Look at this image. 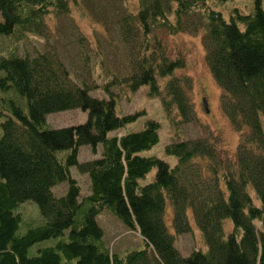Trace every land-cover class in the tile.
<instances>
[{"label":"trees","instance_id":"16d2710c","mask_svg":"<svg viewBox=\"0 0 264 264\" xmlns=\"http://www.w3.org/2000/svg\"><path fill=\"white\" fill-rule=\"evenodd\" d=\"M207 1L138 0L135 13L112 0L115 13L106 3L82 0L83 12L101 17L106 32L116 33L129 48L124 72L102 65L103 59V84L91 78L90 69L87 78L71 70L57 51L0 56V93L9 96L0 97L6 107L0 111V264H264V232L256 225H264V2L255 0L252 14L235 8L227 20L220 11L206 10ZM72 4L78 3L0 0V38L46 37L51 18L70 15ZM182 33L203 34L223 111L240 136L235 160L224 155L222 138L200 123L186 57H173L166 45L164 36ZM86 39L79 37L77 46ZM89 51L95 53L92 46ZM85 56L82 69L91 61ZM143 86L149 97L160 98L175 130L188 124L202 130L198 139L166 146L178 161L174 168L141 155L160 142L156 120L147 121L143 131L119 134L142 114L121 115L116 88L137 93ZM97 90L105 97H94ZM13 91L26 99L27 110ZM76 109L88 112L86 123L48 127L47 116ZM81 146H91L94 154L101 146L100 157L78 161ZM74 166L90 179L91 194L83 199L71 176ZM153 170L155 180L142 186ZM64 183L69 189L57 198L54 187ZM28 201L38 205L46 223L20 235L23 219L17 210ZM105 210L140 234L141 249L126 255L109 250L97 219ZM191 217L205 248L185 257L176 243L193 232ZM227 221L233 224L228 234ZM60 237L57 245L29 255L39 243Z\"/></svg>","mask_w":264,"mask_h":264},{"label":"rangeland","instance_id":"374dc122","mask_svg":"<svg viewBox=\"0 0 264 264\" xmlns=\"http://www.w3.org/2000/svg\"><path fill=\"white\" fill-rule=\"evenodd\" d=\"M76 4H72L71 14L64 16L60 19L55 17L51 18L48 23L52 29L47 33L46 37H39L35 35H27L24 38L8 37L0 38V56L13 52L18 56H37L41 52L50 53L57 51L61 54L63 59L68 60V66L71 70H79L82 76L87 78L88 72L91 71V78L98 84H103L105 81L104 73L101 67L111 66L116 72H124L126 64L129 62L130 54L129 48H126L121 44L119 38L115 34H108L106 32L105 24L103 20L98 16H91L90 13L83 9L80 2L82 0H76ZM100 4H107L108 11L116 13V5L111 4L112 0H96ZM119 1V0H117ZM113 0V3H117ZM119 5L122 10L128 6L130 10L135 13L138 8V0H121ZM222 3H221V2ZM255 0H208L207 9H215L220 11L227 20L231 19L235 8H238L243 14H252ZM264 2V0H262ZM213 8V9H212ZM97 12H99L97 10ZM98 18V19H96ZM1 19V18H0ZM240 27L244 28L240 25ZM203 34H188L182 33L177 36H164L165 42L169 51L173 57L182 55L186 57L188 62V73L193 77L195 84L194 92V106L196 107V114L201 124L206 127H210L221 138L224 155L230 159L235 160V155L238 149L240 136L236 132L234 126H232L229 118L225 115L221 104V89L218 83L215 82L212 73L209 70L206 62V51L203 47ZM87 38L84 41L83 46H77V39ZM93 47L94 52L91 54L89 47ZM101 49L106 53L101 52ZM91 56L88 69H82V63L85 60V55ZM96 54V56H95ZM96 57H94V56ZM109 56H112L109 58ZM105 64H102V61ZM75 60V61H74ZM74 62V65H73ZM102 64V65H101ZM127 68V67H126ZM72 78L73 75H72ZM75 79V78H74ZM124 89V90H123ZM149 87L143 86L137 93L129 92L126 88H116V92L119 94L118 109L121 115L142 114L137 122L128 125L121 133L131 134L132 132L143 131L144 125L149 120H156L160 124L161 131L159 132L160 142L154 146L152 150L144 151L141 155L144 157H157L163 161H167L172 168L177 164V159L173 156H169L165 148L167 145L175 142L176 140L198 139L202 136V130L196 124H188L181 126L175 130L169 118L162 107L160 98L149 97ZM14 92V91H13ZM101 90H97L92 94L94 97H105L101 93ZM15 100L23 102L25 110L28 109V102L25 98L20 97L17 92H14ZM6 97L0 93V97ZM204 100L209 105V113L206 112ZM6 107H2L0 104V111H5ZM1 114V112H0ZM88 119V112H84L80 109L66 110V112H59L47 116L46 122L50 129H62L71 126H77V124L86 123ZM4 117L0 115V124L3 122ZM2 127L0 125V139H1ZM115 133L113 135H119ZM66 153H61L65 155ZM80 162H87L92 159L100 157L101 146L97 149V153L94 154L91 146H81L78 151ZM71 176L78 182L81 187V198L91 194L90 179L89 176L81 174L77 167H71ZM156 177V170L150 172V174L141 181L140 184L145 186L152 183ZM54 195L59 198L64 196L68 191V185L66 183L59 184L54 187ZM166 219L167 225L171 229L172 221V206L167 204ZM22 216V224L18 233L25 235L29 229L38 228V226L45 225L41 211L36 203L28 201L18 208ZM108 211H103L97 219L100 227L104 230V238L106 246L112 251L113 254L126 255L127 253L141 249L143 246V239L138 232L132 231L127 228L118 218L109 214ZM227 234L232 231L233 224L231 221L226 223ZM190 225L193 227V232L189 235L180 236L178 238L176 247L181 251L183 256H189L194 249H204L203 236L195 225L193 217H191ZM257 229L260 232H264V225L256 221ZM69 232L66 233V236ZM60 239H50V241L41 242L32 248L29 255L35 256L41 248H47L57 245Z\"/></svg>","mask_w":264,"mask_h":264},{"label":"water","instance_id":"95a60500","mask_svg":"<svg viewBox=\"0 0 264 264\" xmlns=\"http://www.w3.org/2000/svg\"><path fill=\"white\" fill-rule=\"evenodd\" d=\"M204 105H205L206 112L209 113V105H207L206 101H204Z\"/></svg>","mask_w":264,"mask_h":264}]
</instances>
